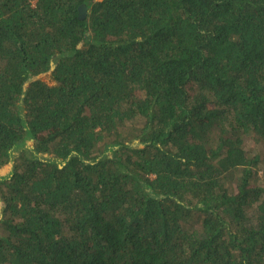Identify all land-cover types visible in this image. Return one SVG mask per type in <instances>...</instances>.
Here are the masks:
<instances>
[{"label":"trees","instance_id":"1","mask_svg":"<svg viewBox=\"0 0 264 264\" xmlns=\"http://www.w3.org/2000/svg\"><path fill=\"white\" fill-rule=\"evenodd\" d=\"M12 160L0 264H264V0H0Z\"/></svg>","mask_w":264,"mask_h":264},{"label":"rangeland","instance_id":"2","mask_svg":"<svg viewBox=\"0 0 264 264\" xmlns=\"http://www.w3.org/2000/svg\"><path fill=\"white\" fill-rule=\"evenodd\" d=\"M50 75V73H46L44 75H42L41 77H48ZM137 143V142H136ZM28 144L31 146L33 145V141H29ZM257 142L255 140H253V138H248L247 139V147L250 148V149H257ZM22 149H19V150H16L15 153H14V158H16L20 153H21ZM41 157H49L48 154H40ZM13 160L12 162L6 164L5 166H3L1 169H0V179L4 178V177H7L11 174L12 170H13ZM263 167H264V164H263ZM3 214V204H2V200H1V197H0V218Z\"/></svg>","mask_w":264,"mask_h":264},{"label":"water","instance_id":"3","mask_svg":"<svg viewBox=\"0 0 264 264\" xmlns=\"http://www.w3.org/2000/svg\"><path fill=\"white\" fill-rule=\"evenodd\" d=\"M88 15V8L85 4L81 5L79 8V18L85 19ZM55 69V63L52 62V67L49 73H51Z\"/></svg>","mask_w":264,"mask_h":264}]
</instances>
